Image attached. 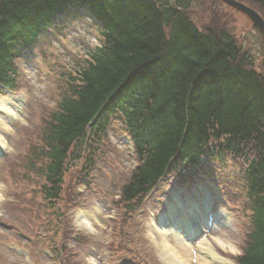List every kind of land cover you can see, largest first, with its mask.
<instances>
[{"label":"trees","instance_id":"16d2710c","mask_svg":"<svg viewBox=\"0 0 264 264\" xmlns=\"http://www.w3.org/2000/svg\"><path fill=\"white\" fill-rule=\"evenodd\" d=\"M250 2L264 9V0ZM67 6L89 11L102 45L68 75L30 159L46 200L61 198L76 145L92 151L121 120L139 160L127 201L169 171L194 175L226 154L249 161L238 177L252 229L239 262L264 264V75L248 52L224 28L202 31L189 0H0V92L16 88L19 57L48 29L78 22L56 15Z\"/></svg>","mask_w":264,"mask_h":264},{"label":"rangeland","instance_id":"374dc122","mask_svg":"<svg viewBox=\"0 0 264 264\" xmlns=\"http://www.w3.org/2000/svg\"><path fill=\"white\" fill-rule=\"evenodd\" d=\"M189 1L187 13L202 31L217 27L228 30L264 74V36L245 14L223 0ZM243 1L264 17V9L250 0ZM97 43L96 32L83 23L51 33L39 43L37 55L22 63V90L11 100H24L20 113L11 119L6 111H0V118L10 122L12 129L0 124L1 134L11 146L0 157L4 194L0 204V264H27L23 254L29 255L33 264H128L127 259L133 264H168L158 250L156 216L176 195L186 198L190 194L200 202L207 193L212 197V211H224L229 217L228 226L209 230L207 238L220 255L229 259L225 264H239L237 257L247 244L251 211L242 187L229 176L242 161L227 158L209 165L211 175L223 183L221 190L209 183L207 174L178 191L171 174L142 202H131V208L122 200L120 189L129 180L135 159L117 121L111 131L94 141L92 151L88 146L83 150V158L66 173L58 208L43 207V181L31 169L30 159L41 145L44 120L57 106L68 82L66 74L73 72L82 56ZM221 235L236 246V252L216 243ZM170 240L175 241L173 234ZM110 242L115 243L114 248ZM110 254H114L111 261ZM194 254L201 257L196 251Z\"/></svg>","mask_w":264,"mask_h":264},{"label":"bare ground","instance_id":"6f19581e","mask_svg":"<svg viewBox=\"0 0 264 264\" xmlns=\"http://www.w3.org/2000/svg\"><path fill=\"white\" fill-rule=\"evenodd\" d=\"M12 105L13 103L10 98L2 97L0 99V110L8 111L10 117H15L17 111L12 108ZM0 124L9 131L12 130L10 122L4 121L2 118H0ZM10 147L8 140L0 132V149H9ZM3 197V189L0 184V204L2 203ZM189 205L193 208L195 202L189 203ZM179 217L182 218L183 215L181 214ZM85 223L90 226L88 222ZM156 231L160 234L158 250L168 264H225V262H228V259L220 256L216 252L214 245L206 237L202 238L199 244L194 247L189 240L187 241L184 238L179 230L173 229L171 226L161 225L158 228L156 227ZM171 234L175 236L174 242L170 240ZM154 240H157L156 236H154ZM215 241L224 250H230L232 252L237 251L236 246L232 244L231 241L224 239L222 235L216 237ZM195 251H197L201 257L195 255ZM191 257L194 259L192 260Z\"/></svg>","mask_w":264,"mask_h":264},{"label":"water","instance_id":"95a60500","mask_svg":"<svg viewBox=\"0 0 264 264\" xmlns=\"http://www.w3.org/2000/svg\"><path fill=\"white\" fill-rule=\"evenodd\" d=\"M228 5L232 6L233 8L237 9L238 11H241L242 13L246 14L248 18L253 23V26L257 27L260 32L264 35V19L261 17V15L250 8L249 6L245 5L242 2L236 1V0H224Z\"/></svg>","mask_w":264,"mask_h":264},{"label":"clouds","instance_id":"9594fccd","mask_svg":"<svg viewBox=\"0 0 264 264\" xmlns=\"http://www.w3.org/2000/svg\"><path fill=\"white\" fill-rule=\"evenodd\" d=\"M92 264H95V262H94V261H92Z\"/></svg>","mask_w":264,"mask_h":264},{"label":"snow or ice","instance_id":"6c2138e0","mask_svg":"<svg viewBox=\"0 0 264 264\" xmlns=\"http://www.w3.org/2000/svg\"><path fill=\"white\" fill-rule=\"evenodd\" d=\"M235 251V250H234Z\"/></svg>","mask_w":264,"mask_h":264}]
</instances>
